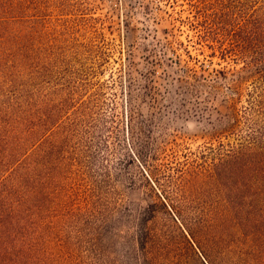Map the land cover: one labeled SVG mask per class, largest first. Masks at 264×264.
Wrapping results in <instances>:
<instances>
[{
  "label": "rangeland",
  "instance_id": "374dc122",
  "mask_svg": "<svg viewBox=\"0 0 264 264\" xmlns=\"http://www.w3.org/2000/svg\"><path fill=\"white\" fill-rule=\"evenodd\" d=\"M254 138L264 0H0V182L35 152L9 203L33 264H144V230L158 264H264L196 236L206 172Z\"/></svg>",
  "mask_w": 264,
  "mask_h": 264
},
{
  "label": "trees",
  "instance_id": "16d2710c",
  "mask_svg": "<svg viewBox=\"0 0 264 264\" xmlns=\"http://www.w3.org/2000/svg\"><path fill=\"white\" fill-rule=\"evenodd\" d=\"M49 122L48 120L46 121ZM34 129L32 134H37ZM35 152L22 159L8 177L0 182V264H33L32 245L26 241L25 201L10 205L11 195L21 190L25 173L36 163ZM36 157V158H35ZM206 177L217 181L220 201L210 202L202 213L196 236L203 246L216 255L227 254L226 241L232 236L249 249L250 254L264 258V143L254 138L247 145L233 149L214 163ZM222 185V186H221ZM243 201H237L241 191ZM239 192V193H235ZM141 235V249L145 253L144 264H158L152 253L149 233ZM28 244V245H27ZM208 248V249H207ZM258 256V257H259Z\"/></svg>",
  "mask_w": 264,
  "mask_h": 264
}]
</instances>
